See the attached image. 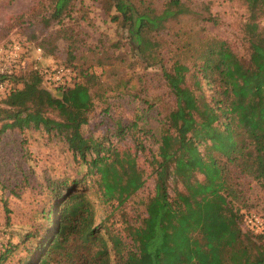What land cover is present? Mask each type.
Instances as JSON below:
<instances>
[{
	"label": "trees",
	"instance_id": "16d2710c",
	"mask_svg": "<svg viewBox=\"0 0 264 264\" xmlns=\"http://www.w3.org/2000/svg\"><path fill=\"white\" fill-rule=\"evenodd\" d=\"M84 4L44 0L35 17L70 20L76 5L82 10ZM210 4L198 11L182 0L101 1L104 14L125 34L129 50L160 65L174 98L151 156L153 194L143 202L144 215L136 224L124 208L145 185L144 171L133 152L119 151L107 139L84 137L82 129L94 109L90 90L98 78L73 65L72 48L63 65L72 72L67 85L47 87L32 63L7 77L0 97V139L7 131L32 126L63 140L74 160L85 166L84 175L96 178L102 200L113 206L110 217L117 212L121 223L115 228L109 216L96 223L93 203L72 192L79 181L65 182L64 195L57 193L61 185L51 188L54 195L41 212L42 225L23 238L31 248L21 264H264V237L244 227L228 185L234 175L245 176L264 190V47L250 43L247 56H240L228 41L211 38L190 51L188 63L176 58L168 67L162 64L160 32L166 24L204 16L218 27L221 20L211 14ZM247 11L251 18L263 17L264 0H247ZM12 41L22 43L32 59L35 48L43 55L55 51L47 41L35 45L9 39L0 45ZM125 129L119 125L115 134L123 137ZM136 147L144 150L141 142ZM18 248L3 247L0 264Z\"/></svg>",
	"mask_w": 264,
	"mask_h": 264
},
{
	"label": "rangeland",
	"instance_id": "374dc122",
	"mask_svg": "<svg viewBox=\"0 0 264 264\" xmlns=\"http://www.w3.org/2000/svg\"><path fill=\"white\" fill-rule=\"evenodd\" d=\"M43 1L0 0V43L21 39L35 45L47 41L49 48L54 45L53 54L43 55L40 66L45 69L63 66L71 47L75 56L73 65L98 78L90 90L94 109L82 133L89 141L107 139L104 142L117 150L136 154L146 181L124 208L131 223L136 224L138 217L144 215L143 202L153 194L150 161L152 153L157 152L161 124L174 108V98L164 83L162 69L129 50L125 34L104 14L102 0H85L82 10L76 5L71 14L73 19L64 16L59 22L35 17L38 3ZM182 1L198 11L211 3L210 12L221 20V25L213 27L203 20L204 16H186L167 23L160 32L163 38L160 53L165 66H170L176 58L188 63L190 51L211 38L228 41L240 56H247L250 43L264 47V16L251 18L247 0ZM68 34L70 38L65 36ZM133 123L136 127H131ZM119 125L126 128L123 137L115 134ZM137 142L142 143L143 151L136 147ZM85 172V166L74 160L65 142L41 128L30 126L2 135L0 251L5 246L19 245L17 253L4 264H21L31 248V244H24L23 238L36 233L42 225L41 212L50 207L54 195L51 188L61 185L57 193L64 195L65 182L79 181L72 192L83 194L93 203L96 223L109 216V223L120 228L118 213L110 217L113 206L102 200L96 178L84 175ZM228 185L234 192V207L243 215L253 212L264 217V190L256 181L234 175ZM4 202L10 210L9 222H6Z\"/></svg>",
	"mask_w": 264,
	"mask_h": 264
},
{
	"label": "built area",
	"instance_id": "2783aa9c",
	"mask_svg": "<svg viewBox=\"0 0 264 264\" xmlns=\"http://www.w3.org/2000/svg\"><path fill=\"white\" fill-rule=\"evenodd\" d=\"M33 56L29 57L25 46L19 41L7 42L0 45V97L4 94L8 81L7 77L14 69H24L32 63L33 68L42 75L45 84L49 87L67 85L72 72L64 66L41 68L43 53L40 48H35ZM243 225L246 229L264 237V218L257 213H248L243 216Z\"/></svg>",
	"mask_w": 264,
	"mask_h": 264
}]
</instances>
